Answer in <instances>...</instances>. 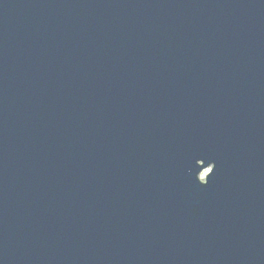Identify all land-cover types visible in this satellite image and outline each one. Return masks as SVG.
Here are the masks:
<instances>
[{
    "label": "water",
    "instance_id": "95a60500",
    "mask_svg": "<svg viewBox=\"0 0 264 264\" xmlns=\"http://www.w3.org/2000/svg\"><path fill=\"white\" fill-rule=\"evenodd\" d=\"M0 264H264V0H0Z\"/></svg>",
    "mask_w": 264,
    "mask_h": 264
},
{
    "label": "clouds",
    "instance_id": "9594fccd",
    "mask_svg": "<svg viewBox=\"0 0 264 264\" xmlns=\"http://www.w3.org/2000/svg\"><path fill=\"white\" fill-rule=\"evenodd\" d=\"M214 168H215V165L213 164V169H212L211 173H213ZM203 181H204V175H201L199 183H200L201 186H206V183H204Z\"/></svg>",
    "mask_w": 264,
    "mask_h": 264
}]
</instances>
